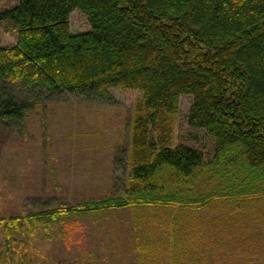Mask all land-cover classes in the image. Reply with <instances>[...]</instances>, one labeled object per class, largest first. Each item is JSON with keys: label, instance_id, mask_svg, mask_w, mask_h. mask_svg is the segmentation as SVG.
I'll return each mask as SVG.
<instances>
[{"label": "trees", "instance_id": "trees-1", "mask_svg": "<svg viewBox=\"0 0 264 264\" xmlns=\"http://www.w3.org/2000/svg\"><path fill=\"white\" fill-rule=\"evenodd\" d=\"M74 10L88 30H71ZM0 21L17 29L0 45L5 127L62 91L141 94L115 156L117 190L1 216L0 264H109L82 221L124 209L132 264H264V0H18ZM183 95L188 125L212 138L207 158L175 141ZM54 239L66 250L52 259Z\"/></svg>", "mask_w": 264, "mask_h": 264}, {"label": "rangeland", "instance_id": "rangeland-1", "mask_svg": "<svg viewBox=\"0 0 264 264\" xmlns=\"http://www.w3.org/2000/svg\"><path fill=\"white\" fill-rule=\"evenodd\" d=\"M17 2L0 0V10ZM69 23L73 32L90 28L80 10L71 12ZM16 41L17 29L8 21H0V45L10 46ZM111 94L110 101H96L62 91L28 110L20 126L9 128L0 123V217L60 203L74 204L117 190L124 176L115 165V156L120 147L128 146L133 104L141 94L119 88L111 89ZM191 101L189 95L180 98L175 141L199 147L207 158L213 141L204 131L188 125ZM106 214L82 221L83 239L95 232V238L106 244L99 252L109 256V264H132L128 210L110 218ZM1 239L0 229V247ZM45 244L52 259L66 250L60 239Z\"/></svg>", "mask_w": 264, "mask_h": 264}]
</instances>
